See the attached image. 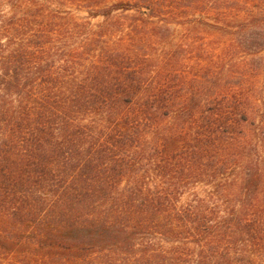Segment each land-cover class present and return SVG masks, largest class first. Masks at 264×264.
Wrapping results in <instances>:
<instances>
[{
  "label": "trees",
  "instance_id": "obj_1",
  "mask_svg": "<svg viewBox=\"0 0 264 264\" xmlns=\"http://www.w3.org/2000/svg\"><path fill=\"white\" fill-rule=\"evenodd\" d=\"M185 2L216 19L240 4ZM9 3L0 264H264V103L259 116L245 88L209 76L189 91L168 85L174 52L148 75L152 58L131 38L105 40L107 21L88 29L65 2ZM88 4L106 19L162 14L161 0Z\"/></svg>",
  "mask_w": 264,
  "mask_h": 264
},
{
  "label": "rangeland",
  "instance_id": "obj_2",
  "mask_svg": "<svg viewBox=\"0 0 264 264\" xmlns=\"http://www.w3.org/2000/svg\"><path fill=\"white\" fill-rule=\"evenodd\" d=\"M9 1L0 2V8L7 13L11 12ZM213 1L206 0V4L234 6L233 3H226L227 0ZM40 2L49 8H55L58 2H65L62 10L68 12L67 16L86 22L88 29L98 30L107 21L110 31L104 34L107 37L105 40L126 44L131 38L132 46L140 54L152 58L153 63L147 67L148 75L165 66H161L165 56L176 53L173 66L178 75L167 81L172 87L180 85L186 91L191 87L198 89L199 83L194 77L200 75L209 76L213 85L245 88L254 102L250 103V107H256L260 116L262 107L259 111L255 104L264 103V0H240L236 12L222 19L214 17L216 12L211 10L213 8L197 10L193 4L185 5V0H161L162 14L159 16H150L148 11L142 15L130 9L114 11L107 19L92 17L95 7H90L88 0ZM143 19L145 29L140 27L138 32L134 31Z\"/></svg>",
  "mask_w": 264,
  "mask_h": 264
}]
</instances>
